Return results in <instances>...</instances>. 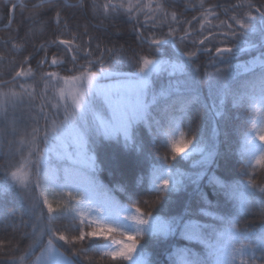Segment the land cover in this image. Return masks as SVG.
I'll return each instance as SVG.
<instances>
[{"label":"snow or ice","instance_id":"1","mask_svg":"<svg viewBox=\"0 0 264 264\" xmlns=\"http://www.w3.org/2000/svg\"><path fill=\"white\" fill-rule=\"evenodd\" d=\"M5 5L20 59L0 53V264H150L154 244L173 264H264V0ZM20 105L26 120H9Z\"/></svg>","mask_w":264,"mask_h":264},{"label":"trees","instance_id":"2","mask_svg":"<svg viewBox=\"0 0 264 264\" xmlns=\"http://www.w3.org/2000/svg\"><path fill=\"white\" fill-rule=\"evenodd\" d=\"M35 2H36V0H25V3H27L29 6ZM209 2H215V0H209ZM182 10H183L182 6H181V8L177 9V11H182ZM6 12H7V8L5 5V0H0V14H5ZM195 14L196 13H193V12L187 13V15L189 17H191L192 15H195ZM17 17H19V11L17 12ZM13 27H15V24L13 25ZM9 34L10 33H9L8 29L4 28L3 26H0V53H3L5 55H15L16 59H20L19 55L10 51V46L6 47L3 45V41L7 38V36ZM49 37L54 38V37H51L50 34H49ZM37 42H41V41H37ZM18 43H19V41H18ZM168 51L170 52L171 50H168ZM254 54H255L254 50L252 52L242 53V56L240 58H246V57H249V56L254 55ZM201 63H203V59L201 60ZM33 67H35L34 63H33ZM45 70H54V69H45ZM122 70L123 71H130L132 69L130 66H124V68ZM256 71H259V69H257ZM202 72H203V69H202ZM64 74H66V73H64ZM250 76H251V73H243L237 79H238V81H243V80L249 79ZM201 86L203 88V91L206 94L207 88H206V86H204V81H203L202 75H201ZM227 103H228V107L230 109V112H229L230 116L235 117L237 114H241V115L245 114L246 108L244 106H240V105L233 107V103H232L231 98H229ZM240 123H242V120L232 119L230 122V128L233 126H236ZM2 127H3V125L0 124V128H2ZM8 139H12V137L9 136ZM112 151H113V149L111 147H106L100 153L101 159H107L111 155ZM190 163H191L190 161H184V162H181L179 164V166L185 170H191L190 169ZM3 164H4V160L0 159V167H2ZM242 166L243 165H237L236 168L234 169V173H233L234 179H244L242 176H236L235 175V173L239 172V169ZM223 172H224L223 169H219V170H217L216 174L218 176H220L221 179H223L224 178ZM100 179L103 180V182L105 184H107L109 187H112V183H110V181H112L114 183V182L120 180L121 177L119 176V174H117L116 176H113V177H108V173L103 172L100 175ZM9 183H10V180L7 177H5L2 172H0V188H4V189L8 188ZM3 195H5V194H0V196H3ZM118 198H120L123 201V197L119 194H118ZM6 199L8 202V208L14 210L15 215L17 217H19L21 215V210L19 208V204H18L17 199L11 195H8L6 197ZM252 223H258L256 216L242 214V218L240 220V227L243 228V227L248 226ZM28 231H31V229H28ZM3 235H5V234L0 233V237H2ZM30 243H32L31 239H25V240L21 241V248L26 249ZM171 243L174 244L176 247L188 246L189 248H192L197 253L203 254V252H204V247L202 245H200L198 243H189L187 241L182 240L179 236L175 237L171 241ZM166 249H168V245H155L154 244V245H152L146 249V251L148 253V256L146 257V259H148L150 264H173V262L169 261L167 258ZM40 250H41L40 248H37L34 255H36ZM60 250L62 252H64L66 255H71V253H69L67 251V249L64 247H61Z\"/></svg>","mask_w":264,"mask_h":264},{"label":"rangeland","instance_id":"3","mask_svg":"<svg viewBox=\"0 0 264 264\" xmlns=\"http://www.w3.org/2000/svg\"><path fill=\"white\" fill-rule=\"evenodd\" d=\"M255 55V54H254ZM254 55H251L249 57H246V58H240L242 56V53L236 55L233 60H232V63L233 64H237V63H241V62H246V61H249L253 58ZM54 71H60L59 69H54ZM209 71H212V69H209ZM236 71H239L241 72V74H243V69L240 68V69H236ZM64 74V73H62ZM29 83H31V81H29ZM26 117H27V110H26V107L23 106V105H20L18 106L15 110L13 109H9V116H8V119L9 120H12V119H15L17 120L18 122L20 121H23V120H26ZM17 127L21 129V131L23 130V128L25 127V125L23 123H18L17 124ZM185 247H188V246H185ZM41 251V250H40ZM40 251L34 255L31 259H34L35 256H38L40 255ZM61 251V250H60ZM62 252V251H61ZM66 255V254H65Z\"/></svg>","mask_w":264,"mask_h":264}]
</instances>
